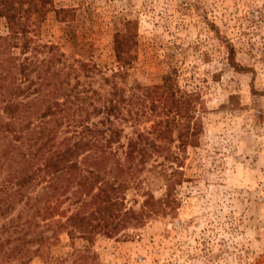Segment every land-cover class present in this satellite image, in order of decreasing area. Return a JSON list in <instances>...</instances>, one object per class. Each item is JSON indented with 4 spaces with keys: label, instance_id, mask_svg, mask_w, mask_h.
Instances as JSON below:
<instances>
[{
    "label": "rangeland",
    "instance_id": "1",
    "mask_svg": "<svg viewBox=\"0 0 264 264\" xmlns=\"http://www.w3.org/2000/svg\"><path fill=\"white\" fill-rule=\"evenodd\" d=\"M30 1L21 5L23 22L32 28L29 48H10L11 53L40 60L50 53L37 45H56L63 53L51 65L57 75L48 74L35 96L42 99L61 82L79 97L70 98L67 110L44 118L52 127L46 148L78 129L70 126L72 119L83 118L84 108L98 103L111 83L126 92L136 84L159 83L169 65L177 67L181 86L199 91L202 124L197 144L180 152L178 183L165 187L150 167L161 156L128 173L125 208L137 212L147 195L158 202L113 235L96 233L87 240L70 232L65 219L90 205L64 177L40 172L29 184L1 188L0 264H264V0ZM126 21L136 31L135 57L120 77L112 75L117 66L111 44ZM5 33L0 17V37ZM222 41L232 44L238 68L228 63ZM75 59L95 66L84 74ZM4 91L0 88V105ZM78 106L80 112L74 110ZM97 119L90 113L89 121ZM151 123L128 121L111 147L125 142L122 134ZM3 143L0 138V147ZM35 166L19 151L0 155V178L13 179Z\"/></svg>",
    "mask_w": 264,
    "mask_h": 264
},
{
    "label": "trees",
    "instance_id": "2",
    "mask_svg": "<svg viewBox=\"0 0 264 264\" xmlns=\"http://www.w3.org/2000/svg\"><path fill=\"white\" fill-rule=\"evenodd\" d=\"M31 2L0 0V17L6 26V33L0 37V88H5L0 105V138L4 140L0 155L9 156L19 151L21 158L33 161L36 166L28 171L19 170L20 174L13 179L0 178V191L7 184L24 186L32 180L36 181L40 172L48 174L51 179L64 177L67 186H74L81 195L88 197L90 205L87 211L76 210L65 219L64 222L71 226L70 232H77L87 240H91L96 233L113 235L130 220L138 222L142 216H147L158 202L152 195H147L143 199V207L137 212L125 208L122 193L127 187L125 177L128 173L141 171L151 156H161L162 160L150 167L157 169L165 187L170 188L179 182L174 176L182 164L180 152L188 146H195L201 132L198 113L200 93L193 87L179 84V72L174 65H169L159 83L136 84L133 90L127 92L111 83L105 95L97 96L98 103L91 104L89 110L84 108L83 118L78 114L72 119L70 126H78V129H72L68 136L63 135L50 145L52 147L46 148L52 137V127L46 124L44 118L67 110L69 107L65 105L70 98L75 101L79 97L78 91L73 92V86L65 90L61 82L52 91L44 93L42 99L35 96L38 92L42 93L41 87L48 82V74L57 75L51 65L55 59L60 61L63 53L57 50L56 45H37L50 53L40 60L32 53L22 58L11 53L10 48L19 47L21 51L29 48L31 38L28 34L32 28L23 22L21 5H31ZM129 23L132 21H126L112 38L111 50L117 66L112 75L120 77H124L126 68L135 57L136 31ZM222 42L228 63L238 68L232 44ZM32 48L35 52L37 47ZM74 61L84 74L95 66L81 60ZM22 81L26 83L21 85ZM57 95L63 96L61 101L57 100ZM75 109L80 112L81 107ZM122 110H125V115ZM90 113L98 119L89 121ZM141 118L152 121L148 129H131L129 135L122 134L124 143L111 147L123 132L125 123L134 124ZM34 120L36 123H33ZM30 140L32 143L28 144ZM25 142L26 147L22 149ZM173 142H176L173 145L175 150L171 148ZM32 144L34 147H30ZM117 148L121 149V158L117 155Z\"/></svg>",
    "mask_w": 264,
    "mask_h": 264
}]
</instances>
